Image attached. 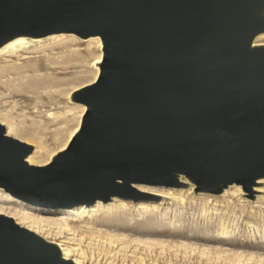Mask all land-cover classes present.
I'll return each mask as SVG.
<instances>
[{"label": "water", "instance_id": "obj_1", "mask_svg": "<svg viewBox=\"0 0 264 264\" xmlns=\"http://www.w3.org/2000/svg\"><path fill=\"white\" fill-rule=\"evenodd\" d=\"M99 37L87 110L48 163L0 123V189L45 210L159 202L149 188L254 199L264 179V0H0V48L18 37ZM0 264H76L0 213Z\"/></svg>", "mask_w": 264, "mask_h": 264}, {"label": "rangeland", "instance_id": "obj_2", "mask_svg": "<svg viewBox=\"0 0 264 264\" xmlns=\"http://www.w3.org/2000/svg\"><path fill=\"white\" fill-rule=\"evenodd\" d=\"M256 42L264 44V35ZM103 56L99 37L74 35L28 40L0 54V123L35 147L31 156L44 149L45 161L32 164L48 163L81 128L87 108L72 94L98 78ZM238 187L233 196L197 193L193 185L149 188L161 196L155 210L127 202L76 215L4 199L0 213L79 264H264V188L251 199Z\"/></svg>", "mask_w": 264, "mask_h": 264}, {"label": "bare ground", "instance_id": "obj_3", "mask_svg": "<svg viewBox=\"0 0 264 264\" xmlns=\"http://www.w3.org/2000/svg\"><path fill=\"white\" fill-rule=\"evenodd\" d=\"M61 35H65V34H61ZM264 35V34H263ZM53 36H58V35H53ZM50 37H52V36H50ZM259 37V36H258ZM47 38H49V37H47ZM95 38H97V37H95ZM40 39H44V38H29V37H25V36H23V37H18V38H15V39H13L12 41H10V42H8L7 44H5L4 46H2L1 48H0V54H2V53H5L6 51H9V50H11V49H16V48H18V47H21L25 42H27L28 40H34V41H39ZM89 39H92V38H88V39H82V40H85V41H87V40H89ZM256 40H257V38H256ZM256 40L254 41V43H253V47H260V48H262V49H264V44H257V42H256ZM101 63V60H99V61H97L96 62V65H97V67H98V64H100ZM11 130V129H10ZM10 130H8V133H10ZM78 131V130H77ZM77 131L74 133V135L77 133ZM73 135V136H74ZM72 136V137H73ZM72 139V138H71ZM71 141V140H70ZM68 146V145H67ZM66 146V147H67ZM66 147H64L62 150H64ZM61 150V151H62ZM60 152V151H59ZM59 152H57V153H59ZM57 153L54 155V156H56L57 155ZM53 156V157H54ZM45 159H46V154H45V152H44V149L43 148H40L39 150H37L36 152H35V154L33 155V156H30L29 157V162L30 163H32V162H37V163H42V162H44L45 161ZM179 179L181 180V181H183L184 180V182H186L187 181V185H188V187L189 186H191V185H193L194 187H196L195 186V184L192 182V181H190L189 179H185L184 177H179ZM263 188H264V179H259L258 180V182H257V185L253 188V190L254 191H256V192H259V191H262L263 190ZM162 190V189H161ZM149 191V190H148ZM154 191H160L159 189H156V190H154ZM238 191H240V188L238 187V186H236V185H231V186H229V187H227V188H225L224 190H223V194L222 195H234L236 192H238ZM264 191V190H263ZM226 198V197H225ZM231 198V197H230ZM10 200V201H16L17 203H18V205H21V206H25L26 204L24 203V202H21V201H19V200H16V199H14L13 197H11L9 194H4V193H2V192H0V200ZM233 199V198H232ZM159 205H161V203H159V202H157V203H138L136 206H137V209H143V210H155V209H159L160 208V206ZM228 205H229V203H228ZM230 206H231V204H230ZM128 208V207H130L129 206V204L127 203V202H125V201H116V202H112V203H110V204H107V205H103L102 203H98V204H96V205H94V206H92V207H85V206H82V207H78V208H73V209H68V210H66L68 213H71V214H76V215H81V214H88V213H91V212H94V211H98V210H105V211H109V210H111V209H113V208ZM0 212H2V211H0ZM75 215V216H76ZM47 240V239H46ZM47 241H49V240H47ZM50 242V241H49ZM52 243V242H51ZM55 244V243H54ZM57 245V244H56ZM58 247H59V249L61 250V252H62V255L66 258V259H69L67 256H66V254H65V252H64V250L59 246V244L57 245ZM70 260V259H69ZM75 262V261H74ZM76 264H79L77 261L75 262Z\"/></svg>", "mask_w": 264, "mask_h": 264}]
</instances>
